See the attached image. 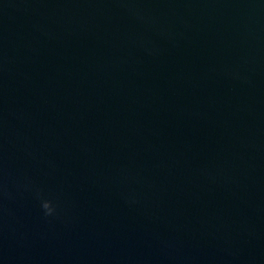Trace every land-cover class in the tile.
I'll return each instance as SVG.
<instances>
[{
    "label": "water",
    "instance_id": "95a60500",
    "mask_svg": "<svg viewBox=\"0 0 264 264\" xmlns=\"http://www.w3.org/2000/svg\"><path fill=\"white\" fill-rule=\"evenodd\" d=\"M0 264H264V0H0Z\"/></svg>",
    "mask_w": 264,
    "mask_h": 264
},
{
    "label": "clouds",
    "instance_id": "9594fccd",
    "mask_svg": "<svg viewBox=\"0 0 264 264\" xmlns=\"http://www.w3.org/2000/svg\"><path fill=\"white\" fill-rule=\"evenodd\" d=\"M42 208L44 209L45 215L50 216L55 211L54 207L52 206L50 201H43L42 202Z\"/></svg>",
    "mask_w": 264,
    "mask_h": 264
}]
</instances>
